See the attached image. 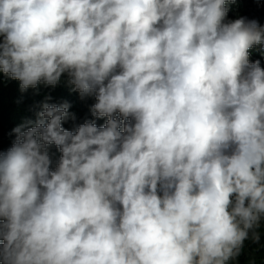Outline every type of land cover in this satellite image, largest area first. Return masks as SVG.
<instances>
[{
    "label": "clouds",
    "instance_id": "obj_1",
    "mask_svg": "<svg viewBox=\"0 0 264 264\" xmlns=\"http://www.w3.org/2000/svg\"><path fill=\"white\" fill-rule=\"evenodd\" d=\"M251 0H0V71L61 77L0 152V264H236L264 221V26ZM50 97H46V100ZM60 152L55 167L49 146Z\"/></svg>",
    "mask_w": 264,
    "mask_h": 264
},
{
    "label": "trees",
    "instance_id": "obj_2",
    "mask_svg": "<svg viewBox=\"0 0 264 264\" xmlns=\"http://www.w3.org/2000/svg\"><path fill=\"white\" fill-rule=\"evenodd\" d=\"M246 1V0H245ZM259 8L258 12H244L229 9L227 19L234 20L240 17L255 19L261 26H264V0H251ZM250 62L259 60L260 66L264 68V51L260 46H254L249 50ZM67 77H61V82L54 88L51 86L38 85L36 89L29 88L21 91L19 81L12 80L0 71V152L7 151L15 140V134L12 130L25 124L26 121L34 122L37 119L36 113L41 110L44 102L50 104H70L69 112L75 115V121L68 119L62 122V126L67 130H74L75 125L82 124L86 120H94L97 126H102L107 117L96 119L92 116L90 108L96 102L94 97L81 98L78 92L72 91L66 82ZM46 97L50 99L46 100ZM52 157V167L61 155L55 145L49 146ZM259 243H253L251 240L245 241L241 255L237 258L236 264H264V221L261 222Z\"/></svg>",
    "mask_w": 264,
    "mask_h": 264
}]
</instances>
